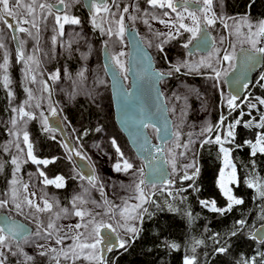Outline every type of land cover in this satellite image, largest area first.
Here are the masks:
<instances>
[{"label":"snow or ice","instance_id":"obj_1","mask_svg":"<svg viewBox=\"0 0 264 264\" xmlns=\"http://www.w3.org/2000/svg\"><path fill=\"white\" fill-rule=\"evenodd\" d=\"M76 3L79 0H75ZM72 0H0V25L5 26L11 33V39L17 42L16 47V61L21 63L24 68L25 79L29 83H35L41 85V91L44 93L49 92V84L47 80L39 81L37 79L36 69L39 67V58L37 56L38 48H34L32 54H27L24 49L25 41L19 39L18 33H24L28 36H32V29H36L39 32V22L46 20L48 16H52L55 23L54 31L56 35L52 37L53 45L57 43L58 37L64 36V27L66 24L79 25L81 23L79 17L71 16L69 14V8ZM146 3L154 9L163 10L160 15H151V20H157L160 24L165 25L168 29L167 32L156 31L155 35L159 39V43L156 45L160 52H164V45L170 41L184 39L182 47L188 49L190 45H193L196 49H203L207 51V56L201 57L198 62L190 64L188 61H180L177 64H172L167 75H171L173 71L180 72L181 68H188L189 70H199L200 68H207L214 74V77L219 81L222 77L228 75L229 69L237 68L236 61L238 59L237 42L241 46L239 49V59L241 64V70L234 74L233 84L241 86L243 88L248 87L246 70L255 63L264 60V19L258 22H252L247 15L242 17L225 16L223 13L217 14L213 10V0H146ZM113 8L116 11H113ZM91 9V24L95 30H99L101 35L107 37L103 41V49L105 54V68L110 70L114 86L120 85L122 94L127 97L129 93L126 89H123V85L120 84L121 78L127 79V73L131 71L129 62L125 60V57H130L131 53L126 52L125 39L129 34L128 26L125 23L126 14L127 19L130 22H135L138 19H142V22L148 26L149 31H152V26L149 19H144L137 15L129 14L130 5H124L120 8V4L117 0H90ZM61 10L62 14H61ZM139 11V8L136 9ZM100 18V22H97V18ZM187 21V22H186ZM229 21H232L230 24ZM219 22L222 27L228 32V35L234 37L236 42L230 40L227 47H216L214 38H211L208 30L214 28ZM29 25V27H25ZM185 33L188 35L185 37ZM3 35V31L0 30V36ZM135 39V37H134ZM226 37L221 36L219 43L224 44ZM195 41V44L193 42ZM75 41H69L65 46L67 49L72 48V44ZM111 45V50H110ZM247 45V47H244ZM148 46L151 47V42H148ZM0 49H3V56L0 57V85L7 90V95L10 99H14V93L11 90V79L8 74L9 69V53L6 50L5 43L0 39ZM210 49V50H209ZM259 54V58L257 56ZM191 55V53H189ZM83 58H87V54H82ZM165 58L166 55H165ZM227 64L228 67L224 68L223 65ZM86 69H81L77 76L83 80L86 79L84 73ZM141 74H146L149 77L156 80L163 79L166 75L164 72L153 70L151 64L148 63L140 68ZM60 78L59 70L50 75L51 81H56ZM260 80H264V75L260 77ZM103 83V81H101ZM264 86V85H262ZM24 91L27 94V99L22 104L16 107H12L11 111L13 116L11 118L12 128L9 129V135L14 139L9 144L16 149V154L11 156L10 163L14 166L12 176L13 179L9 182L10 190L4 193L0 198V209L8 208L10 205L15 210L23 215L24 207H28L30 210L34 209L35 213H50L49 222L46 227L42 224L38 226V230L34 234H29L28 228L23 224L17 222L15 219L7 216H0V264H6L8 256L23 255L26 260H33L32 256L23 252V249L19 247V240L26 239L28 235H35L41 239H48L55 233V245L61 246L44 248L43 244H36L35 246L39 251L40 256H48L49 253H55L56 264H60V256L63 259L69 261V264H75V262L81 258L89 261V264H107L102 252H111L115 248L126 249L129 241L128 239L121 238L119 235L113 239V233H117V227L113 226V223L104 221V216L108 217L109 221H114L119 229H122L125 233H129L135 238L138 229L133 221L140 218V213L147 211L144 205L150 201V193L146 192V188H157V181L162 185L161 191H167L169 196L172 195L170 191L171 187L176 183L173 178L174 174H179V179L182 181H194L199 175L200 169L194 162H190L178 167L177 157H186L187 152L190 150V145L193 143L191 138L188 141L180 142V132L171 131L167 127H158V123L161 120L163 113L168 111H175V108L168 109L163 103V93L158 91L157 99L161 101L157 105L156 112H148L143 106L139 108L140 118L136 121L139 125V130L136 135L139 140L142 153L146 154L148 166L150 168V174L146 176L144 167H137L128 158L125 157L124 152L121 150L117 140L112 138L111 146L115 149L116 156L118 157L115 163L112 165L113 171L123 172L130 174L132 177V183L127 187L131 188L137 195L132 199L138 202L134 205H129L127 200L123 202V205L110 204L105 200L104 205H98L99 207L106 208L103 213H93L83 205H86L88 201L83 196L77 195L72 201V211L64 208L59 212L54 211V204L49 202L47 194H43L39 197L40 203L37 202V193L35 191L28 193V184H21L17 179V173L20 171V155L24 154L28 160H31L37 165L47 166L50 163L55 162L56 157L51 159H38L33 153V144L30 141V136L26 130V125L29 120L37 119V114L31 109H41L42 105L40 99L37 98L32 89L25 87ZM223 97V93H222ZM177 101L182 97L174 96ZM187 99V97H183ZM239 99L238 94L229 93L228 97L224 98L229 109L234 110L238 107L236 101ZM33 101H36L34 104ZM260 104H264V100L259 101ZM255 108L256 105H251ZM47 110L52 116L57 115V109L49 102ZM127 110H131L130 106H127ZM39 118L41 126L44 132L54 133L58 129L52 127L49 124V117L45 115V111L39 112ZM243 115V113H242ZM226 117L221 115L215 129H218L224 124ZM260 127L264 128V116L261 117ZM165 125L167 119L164 120ZM239 124L240 121L235 122ZM151 128L156 134L157 138L163 141V144H152L144 129ZM99 131V129H97ZM214 131V127L211 124H206L201 129V135L204 133H211ZM87 133L85 132V135ZM235 135L234 125L228 126L227 135L221 137L217 134L215 136V143L220 144V151L223 153L224 168L221 169L218 187L222 192V195L227 200L226 207H217L215 200H202L200 203L205 208H210L213 212L226 213L231 211L235 205H241L244 203L242 198H238L232 192L231 184L237 182L236 166L230 159V151L223 147L225 141L230 140ZM171 136L175 141V148L181 149L179 152H174L172 149L165 148L167 140L165 137ZM191 137V134H189ZM53 140L56 139L55 135H52ZM79 139V137H77ZM211 139H206L202 143H212ZM21 143L26 146L22 147ZM246 144L251 146V155L255 156L257 152L264 154V133L257 136L255 143L245 141ZM61 146L69 153L68 159H72V155L81 157V159H87L82 155V151L74 146H70L67 142H62ZM3 151L10 152L11 148L5 146ZM111 159V157H110ZM7 163V162H5ZM168 165L171 168V172L165 167ZM84 167H90V165H84ZM4 169V163H0V172ZM230 169V171H228ZM191 170V171H189ZM182 172V174H180ZM39 176L43 178L42 183L44 185H55L57 188L64 186V177L56 176L54 179H49L44 171H39ZM81 180H87L93 187L99 186L103 189V185L97 183L98 177L94 172L90 175H83L78 173ZM249 188L256 189L257 196L264 198V181L259 177H253L246 181ZM189 187H193L189 184ZM103 195V192H102ZM79 202V203H77ZM93 203H95L93 201ZM42 204V206H41ZM58 207L59 202H55ZM131 209V211H128ZM74 215L79 220L75 225H69L68 230L65 232L63 229L58 228L56 221L61 216ZM99 217V219H97ZM119 217V218H118ZM264 219V215L261 217ZM236 224L239 225V230H243L247 224L246 220H238ZM264 227V226H262ZM42 229V231H41ZM101 229H106L103 235H101ZM63 232V234H61ZM74 234H71L73 233ZM237 234L236 231L231 233L232 236ZM252 239H259L264 243V235L259 233L253 234ZM65 240H71L70 245H65ZM13 241H16V251H13ZM201 241H197L199 245ZM219 243V241H217ZM103 245V248L101 247ZM171 247L176 248L178 245L172 244ZM226 247H217L215 251L217 253H226ZM257 256H264V253H257ZM183 264H196V257L185 256ZM243 264H256V257H251L243 260ZM264 264V261H262Z\"/></svg>","mask_w":264,"mask_h":264},{"label":"rangeland","instance_id":"obj_2","mask_svg":"<svg viewBox=\"0 0 264 264\" xmlns=\"http://www.w3.org/2000/svg\"><path fill=\"white\" fill-rule=\"evenodd\" d=\"M138 1V0H136ZM55 2V0H52ZM120 4V8L124 7V5H130L129 14L137 15L144 19H149L152 31H149L147 25L142 22V19H138L137 21L130 22L126 19V25L131 28L137 29L139 36L141 37L143 43L147 46L150 51L155 67L164 72L168 73L172 64H177L180 61H188L190 64H194L198 62L201 57L207 56V53L200 54L194 53L189 55L187 49L182 47L183 43H185L184 39H177L170 41L169 43L164 45V52H160L156 45L160 42L157 36L155 35L156 31L159 32H167L168 29L165 25L160 24L157 20H151V15H160L161 10L155 9L156 14L152 13V10H148L146 6H142L139 2H135V0H117ZM133 6H137L140 8L139 11L132 12ZM137 9V8H136ZM213 10L217 12L219 15L221 13L220 10V0H213ZM61 10V14H62ZM69 14L71 16L79 17L81 23L79 25H71L66 24L64 27V36L58 37L57 43L53 45L52 37L56 35L54 31L55 23L52 16H48L46 20H42L39 22V32L37 33L36 29H32L33 35L28 36L24 33H18L19 39L25 41L24 49L27 54H32L34 48H38L37 56L39 58V67L36 69L37 79L39 81L47 80L49 84V92H42L41 85L35 83H29L28 80L25 79L23 68L24 66L21 63H17L16 61V51L13 45V41L11 39V34L9 30L0 25V30L3 31V35L0 36L5 43L6 50L9 53V69L8 74L11 79V90L14 93V99H10L8 97V112L9 114L3 117H0V127L6 130V133H2L0 131V153L7 155L10 157L16 154V149L12 147L9 142L14 139L13 136L9 135V129L12 128L11 118L13 113L11 111L12 107L19 106L27 99V94L24 91L25 87H29L32 89L34 95L40 99L41 109H35L34 107L31 109L34 113L37 114V119L29 120L26 125V130L28 131V127L32 121H35L38 128L43 131L41 126V121L39 118V112L41 110L46 113H50L47 108L49 102L57 109V114L61 117L63 121L64 128L67 132L69 140L72 146L80 149L82 151V155L87 157V161L93 168L94 174L98 177V185H103V195L99 186L93 188L87 180H81L78 176L79 170L75 166L73 159L69 160L71 166H68L63 170L60 176L64 177L65 180H70V192H69V202L63 203L62 199L53 189L57 188L55 185H44L42 183L43 178L39 176V171H44L46 176L49 179H54L56 176L51 174V168L44 165H37L33 163L31 160H28L26 163L24 162L27 157L24 154L20 155V171L17 173V179L21 182V184H28V193L35 191L37 193V202L40 203L39 197L43 194H47V198L50 203L54 204V211L59 212L61 209L67 208L69 212L72 209V201L73 198L77 195H81L84 197L88 203L83 205L88 210H91L93 213H103L106 211V208L99 207L98 205H104L105 200L110 202V204L114 205H123V202L127 200L129 205H134L138 201L132 199L137 193H135L131 188L127 187L132 183V177L130 174H125L123 172H115L113 171L112 165L115 163L118 158L115 153V149L111 146L112 138L117 140L121 150L124 152L126 158L129 159L137 167H144L143 161L136 157L134 152L130 149L128 142L120 131L118 126L114 120V111L110 94L109 80L106 77L102 61H101V49L103 47V41L107 39V37L101 35L99 30H96L100 40L95 39L93 35L92 29L93 26L90 22L91 15L87 14L84 10V6L82 1L79 0L78 3L75 0H72L71 6L69 8ZM113 11H116L113 8ZM141 12V13H140ZM79 13H83L81 16ZM227 16V15H225ZM83 17V18H82ZM97 22H100V18H97ZM187 22V21H186ZM253 22V21H252ZM257 21H254V23ZM231 24L232 21H229ZM25 27H29V25H25ZM95 30V29H94ZM212 33V36L216 42V47H227L228 42L232 40L236 42L234 37L228 35V32L222 27V25L217 22L214 28L209 29ZM188 34L185 33V37ZM221 36H225L226 39L224 44L221 45L219 43V39ZM69 41H75L72 44V48L69 50L65 46ZM151 42V47L148 46V42ZM126 47L124 50L128 52V45L125 39ZM247 46V45H245ZM241 46L237 42V49ZM111 50V45H110ZM3 49H0V57L3 56ZM82 54H87V58L84 59ZM74 55L78 57L80 60V66L77 72H72L68 75V68H66L64 61L61 60V56H71ZM165 55L167 58H165ZM127 61V57H125ZM2 62V60H0ZM224 68H227L228 65H223ZM18 70V76L13 74L14 70ZM81 69H86L84 75L86 79L81 80L77 73ZM11 70V73L9 72ZM59 70L60 78L56 81H51L49 79L50 75L57 72ZM231 70V69H229ZM228 70V71H229ZM39 71V73H38ZM41 74V78L39 77ZM264 75V72H262ZM260 76V75H259ZM128 77V76H127ZM103 81V83H101ZM126 85L129 84V78L124 79ZM161 92L163 93V97L168 109L175 108V111H168L169 116L172 120L173 131L180 132V142H186L191 138L193 143L190 145V150L187 152L186 157H177L178 167L184 164L195 162V157L197 153L198 143L204 138H207L208 133H204L201 135V129L206 124L213 123V113L222 112V107L227 103L224 98L228 97L229 93L226 90L225 86V76L222 77L219 81H217L214 77V74L207 68H200L199 70H189L188 68H181L180 72L173 71L171 75H168L167 78L160 81ZM6 90V89H5ZM7 91V90H6ZM78 95H85V97L90 98L91 102L95 105V108L99 114L98 119L94 121L97 129L94 131L92 135L87 137L84 131L81 136L86 137L84 139H77V132L80 131L82 125V119L80 116H77V120L75 122L69 121L67 115L64 112V107L71 103L69 97H75ZM223 93V97H222ZM77 95V96H78ZM182 97L181 100L177 101L174 99V96ZM183 97H187V99H183ZM68 99V102H67ZM36 101H33L34 104ZM78 114V113H77ZM80 115V114H78ZM220 120V116L218 118ZM103 122V123H102ZM223 133H221L220 129H218L217 134L221 135L222 139L227 134V125L222 128ZM149 135L151 137H155V132L151 129H147ZM29 132V131H28ZM45 134L50 138L52 135L56 136V141L59 142V147L61 151V155L63 157L68 158V154L66 149H64L61 144L63 139L60 137L58 132L54 133H46ZM191 134V137H189ZM216 135V134H215ZM30 136V134H29ZM30 141L33 145H36V141L30 136ZM5 146H9L11 148L10 152L3 151ZM22 147H26L21 143ZM165 148L172 149L174 152H179L181 149L175 148V141L172 138L170 141L165 144ZM33 153L38 159H51L40 158L35 154V150L33 147ZM111 157V159H110ZM0 163H5V159L0 155ZM197 166V165H196ZM14 166L12 165L11 172L9 175V180L2 186L0 185V198L3 197L4 193L9 192L10 184L9 182L13 179L12 172ZM169 171L171 172V168L168 166ZM224 168L223 161V153L221 166L217 177V185L220 176L221 169ZM4 170V169H3ZM191 171V170H189ZM230 171V169L228 170ZM2 172H0L1 175ZM182 174V172L180 173ZM174 179L179 178V174H174ZM162 187V186H157ZM232 189V184L230 185ZM153 190L150 187L146 188V192L151 193ZM220 190V189H219ZM221 192V190H220ZM233 192V191H232ZM222 193V192H221ZM58 201L59 205L56 206L55 202ZM93 201L95 203H93ZM79 203V202H77ZM42 206V204H41ZM0 211L5 212L10 217H17L32 226L31 234H34L38 230V226L41 224L46 227L49 222L50 213H35V210H30L28 207H24L23 215L19 214L13 206H9L5 209H0ZM131 211V209H128ZM119 218V217H118ZM99 219V217H97ZM79 220L78 217L74 215L69 216H61L59 220L56 221L57 227L63 229V231L68 230L69 225H75ZM104 221L106 223H113L114 227H117V235L121 238L127 239L131 234L125 233L122 229H119L114 221H109L107 216H104ZM132 223L135 224V221ZM42 231V229H41ZM63 234V232L61 233ZM71 234H74L71 233ZM55 233H53L52 237L48 239H41L35 235H29L26 239H23L19 242V247L23 249L24 253L32 256L33 260L28 261L25 259L23 255L11 256L13 263L6 261V264H34L39 260L45 262V264H56L54 256L57 254L49 253L48 256H40L38 253L41 249L37 248L36 244H43L44 248L47 249L49 247H59L55 245ZM13 251H16V241H13ZM65 245H70L72 243L71 240H65ZM60 264H69V261L63 259V256H60ZM75 264H89V261L84 260L83 258L77 260Z\"/></svg>","mask_w":264,"mask_h":264},{"label":"trees","instance_id":"obj_3","mask_svg":"<svg viewBox=\"0 0 264 264\" xmlns=\"http://www.w3.org/2000/svg\"><path fill=\"white\" fill-rule=\"evenodd\" d=\"M136 8L138 7L133 6L132 12L137 11ZM151 10L152 13L155 12L154 8ZM220 10L227 16L247 15L251 21L258 22L264 19V0H220ZM79 14L81 16L83 13ZM92 32L95 39L100 40L96 30L92 29ZM61 60L68 68V75L77 72L80 66L78 57L61 56ZM9 72L11 73V70ZM262 72L264 65L255 74L244 95L236 101L237 108L231 110L225 104L220 114L218 111L213 113L214 131L205 135L207 138L198 143L197 153L194 155L196 165L200 169L196 179H175L176 183L170 189L171 196L167 191H161L162 187L153 190L150 193V201L144 205L147 211L140 213V218L135 220L138 229L135 238L132 235L127 238L129 243L126 249L119 248L108 253L105 258L107 264H183L186 255H194L196 264H243V260L254 256L256 264H262L264 256H257V253H264V243H258L250 234L259 224L264 223L261 218L264 215V198H259L256 189L249 188L246 181L253 177L264 181V154L257 152L252 156L250 144L245 143H255L257 136L264 133V128L259 126L261 117L264 116V104L259 103L264 100V80H260ZM13 74L18 76V70L15 69ZM39 77L41 78V74ZM77 95L69 97L71 103L67 99L68 104L64 107V112L71 122H75L77 116L81 117L82 125L77 137L84 139L86 137L81 136L84 131H87L86 136L89 137L97 129L94 121L98 119L99 114L90 98ZM253 104L256 105L255 108L251 107ZM8 110L7 91L0 85V117L8 115ZM221 115L226 117L224 124L218 128L221 133L226 125L227 129L230 124L234 125L235 135L225 141L223 147L229 149L230 159L236 166L237 182L232 184L233 194L244 200L243 204L235 205L231 211L223 214L213 212L200 203L202 200H215L217 207L227 205V200L217 185L222 152L221 145L215 143L218 131L215 126ZM237 120L240 121L239 124L235 123ZM38 127L35 121L28 127V133L36 141V145H33L35 154L40 158L55 156L57 159L48 164V167L51 168L53 176L62 174L64 169L71 166L70 161L61 155L59 142L50 139ZM0 131L6 133L2 127ZM206 139L213 142L202 143ZM67 154L69 155L68 152ZM0 155L7 162L4 163V170L0 175V185L3 186L9 180L12 165L9 156L3 153ZM189 184L193 187L190 188ZM70 186V180H65L63 187L53 188L63 203L69 202ZM242 219L246 220L247 224L243 230L238 231L239 225L236 221ZM233 231L237 232L235 236L231 235ZM197 241L202 243L197 245ZM173 243L178 247H171ZM217 247H226L228 250L226 253H217ZM7 261L13 263L9 257ZM34 264L45 262L39 260Z\"/></svg>","mask_w":264,"mask_h":264},{"label":"water","instance_id":"obj_4","mask_svg":"<svg viewBox=\"0 0 264 264\" xmlns=\"http://www.w3.org/2000/svg\"><path fill=\"white\" fill-rule=\"evenodd\" d=\"M82 4L84 6V10L87 12V14L90 15L91 9H90V0H81ZM128 26V25H127ZM129 34L126 35V41L128 45V52L131 53L130 57H127V61L129 62V66L131 67V71L127 73V76L129 78V84L126 85L124 82V79L121 78L120 84L123 85V89H126L129 95L125 97L122 94V89L120 85L114 86L113 78L111 75L110 70L105 68V54L104 49L102 47L101 49V61L102 65L106 74V77L109 80V87H110V94H111V100L113 105V111H114V120L120 131L125 136L128 145L130 149L134 152L135 156L140 158L143 161L145 173L146 176L150 174V168L148 166V161L146 158V154L142 153L138 137L136 135L137 131L139 130V125L136 123V121L140 118L139 108L143 106L148 112H156L157 111V105L161 103L159 99H157L158 91L161 92L160 88V81L167 78L168 75L166 74L163 79L156 80L155 78L149 77L146 74L140 73V68L148 63L151 64V67L153 70H158L155 67V63L153 60V57L148 50L147 46L143 43L141 37L139 36L137 29L131 28L128 26ZM10 32V31H9ZM209 35L211 38H213L211 32L208 30ZM12 35V33L10 32ZM18 35V34H17ZM135 37V39H134ZM13 41V45L16 51L17 42L15 40ZM195 44V41L193 42ZM247 47V46H244ZM239 49H237L238 52V59L236 61L237 68L231 69L228 71V75L225 76V86L228 93H236L238 94L239 98H241L244 95L245 88L234 85L233 79L234 74H237L241 70V64L239 59ZM210 50V49H209ZM188 53L194 54V53H200L205 54L207 51L203 49H196L193 45H190L187 49ZM259 58V54H257ZM264 65V60H260V62L255 63L253 66H250L246 70V76H247V82L248 86L253 82V78L255 74L258 72L260 67ZM160 71V70H158ZM163 103L166 105L164 97ZM127 106L131 107V110H127ZM167 106V105H166ZM49 117V124L52 127L57 128L58 134L63 139L64 142H67L70 146H72L69 137L67 135V132L64 128L63 121L61 117L57 114L55 116H52L50 113H46ZM167 119V124L165 125L164 120ZM158 127H167L169 132L173 131L172 127V120L169 116V113H163L161 116V120L157 125ZM144 132L147 133L149 139L151 140L152 144H163V141L157 138V134H155V137H151L147 131V129H144ZM165 139L170 141L172 139L171 136L165 137ZM165 146V145H164ZM72 159L75 163V166L78 168L79 172L85 176L92 174L93 168L90 165V163L86 159H81V157L72 155ZM84 165H90V167H84ZM166 168H168V165H165ZM169 171V168H168ZM170 172V171H169ZM157 186L160 185L159 181L156 182ZM0 216H7L5 212L0 211ZM15 219L19 223H23L29 230V234L32 232V226L17 218V217H11ZM264 223L259 224L253 232L250 234V237H252L253 234L259 233L260 235H264ZM106 231V229H101V235H103ZM113 239L117 236V233H113ZM29 236V235H28ZM27 236V237H28ZM21 240H19L20 242ZM258 243H262L259 239H256ZM103 248V245L101 246ZM119 248H115L113 251H116ZM111 251V252H113ZM108 251L102 252V255L106 258L108 255Z\"/></svg>","mask_w":264,"mask_h":264},{"label":"flooded vegetation","instance_id":"obj_5","mask_svg":"<svg viewBox=\"0 0 264 264\" xmlns=\"http://www.w3.org/2000/svg\"><path fill=\"white\" fill-rule=\"evenodd\" d=\"M135 2L137 3V2H139V4H141L142 6H146V8L148 9V10H151L152 9V6H150V5H148L147 3H146V0H138V1H136L135 0ZM158 10H160V9H158ZM161 11H163V10H161ZM138 32V31H137ZM139 34V33H138ZM212 34V33H211Z\"/></svg>","mask_w":264,"mask_h":264}]
</instances>
